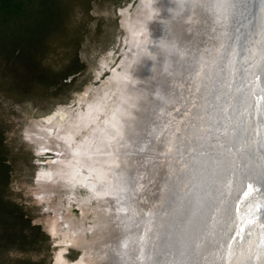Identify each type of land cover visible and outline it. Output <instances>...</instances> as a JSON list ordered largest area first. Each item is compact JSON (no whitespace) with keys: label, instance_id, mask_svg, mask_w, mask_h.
<instances>
[{"label":"bare ground","instance_id":"bare-ground-1","mask_svg":"<svg viewBox=\"0 0 264 264\" xmlns=\"http://www.w3.org/2000/svg\"><path fill=\"white\" fill-rule=\"evenodd\" d=\"M188 1L162 0L159 3L158 0H144L143 7L126 15V27L133 38L142 28H159L160 32L165 28L167 42H162L161 33L155 34L148 46L144 44L143 52L148 50L144 62L142 51H137V46L132 49L121 73L114 74L102 87L93 89L89 97L79 99V103H85L86 112L59 106L53 115L31 121L27 127L40 139L48 138L45 139L48 147L57 153H65L61 163L41 168L36 180V183L43 181L42 187L52 204L53 217L48 221L47 229L62 246L55 254L54 264H128L126 230L121 227L125 223L123 212L126 215V200L122 197L125 185L116 187L117 156L121 145L131 144L133 132L140 125L138 121H144V115L150 121L162 118L160 111L163 109L158 108L161 103L154 111L148 106L154 96L161 95V102L166 103L165 91L162 96L161 88L157 89L162 81L155 83L163 77L161 72L169 69L171 56L177 51L171 49L174 42L171 34L177 29V18ZM227 1V7L230 3L233 12L236 10L233 16L237 21L236 32L231 27L230 34L225 33L228 38L222 61L230 59L226 83H222V74L218 76L221 95L225 94L224 90L227 92L225 99L230 89V114L224 120L227 125L220 124V130L215 133V153L214 142L210 141V158L200 163L193 187L195 192L192 191L183 203V194L177 188L173 191L171 206L160 212L166 214L159 222L156 219L153 228V236L158 232L154 241L157 250L153 255L147 252L146 264H264V101L254 102L250 98L248 102L243 94L245 78H249L247 36L258 35L259 38L263 24L256 17L258 8L250 19L252 0ZM192 3L194 5L196 1ZM225 4L224 0L219 3V15L224 20ZM197 16L193 24L198 27ZM157 23L158 27L155 26ZM191 39L185 43L187 48L192 46ZM228 46L234 47L235 54L241 49L239 59L242 63L239 66L236 63L235 69L234 51ZM157 49L161 59L155 60ZM256 72L255 65L251 74L253 81L264 79V73L257 76ZM155 91L158 93L154 94ZM145 105L147 113L139 114ZM219 108L211 113L209 105V118L217 115ZM34 146L37 152L43 148ZM161 194L159 205L167 199L168 191ZM53 195L57 198L53 199ZM43 199L47 197H40ZM63 199L67 204L69 200L74 201L80 209L79 217L70 216L67 211L70 205L62 211ZM157 209L153 208L151 212L155 214ZM164 219L167 223L165 221L163 225ZM69 245L81 249L79 259L69 261L64 257L63 251ZM125 255L128 259L124 263Z\"/></svg>","mask_w":264,"mask_h":264},{"label":"rangeland","instance_id":"rangeland-1","mask_svg":"<svg viewBox=\"0 0 264 264\" xmlns=\"http://www.w3.org/2000/svg\"><path fill=\"white\" fill-rule=\"evenodd\" d=\"M63 1L69 5L64 17L65 25L52 36L53 52L48 57V64L57 73V84L48 89H36L32 95L18 100L5 94L0 86V136L7 153L6 163L10 166V181L2 197L15 209L20 208L31 226L38 227L30 232L36 236L34 243L22 248L12 246L0 250V264H54L55 254L62 248L47 229L48 221L53 217L52 204H49L50 197L46 196L42 187L43 181L36 183V180L41 168L61 163L65 153H57L48 147L45 141L48 138L40 139L36 132L29 131L30 122L53 115L59 106L71 107L74 112H86L85 103H79L77 96L83 94L86 88H90L92 93L114 74L121 73L129 59V52L136 46L137 51L145 48L144 44L148 46L152 39L146 28L130 39L120 26L121 11L128 9L126 14L132 13L140 0ZM194 1L196 5H193ZM221 1L190 0V4L181 10L182 18L176 21L177 29L174 30L179 34H171L180 43L178 59L164 84L166 103L162 101V105H157L163 109L160 111L162 118L158 122L150 121L144 115V121H138L139 130L133 132L135 136L131 144L119 148L116 187L125 185L122 197L126 200V215L123 212L125 223L122 222L121 227L126 230L124 241L130 256L129 259L128 255L124 256V263L128 259V264H146L147 252L151 255L156 253L158 245L154 241L158 232L153 236L156 219L159 222L166 214L160 212L171 206L173 191L177 188L183 194V203L188 200L200 171V163L206 161L210 153V141L215 130L211 125L214 124V117L209 118L208 107L213 105V98L217 96L213 88L214 75L217 70L223 69L225 33L229 26L228 12L225 20L219 15ZM225 3L228 6L227 0H224ZM257 8L256 17L263 27L258 32L259 38L258 35L247 36L249 78H245L246 90L243 94L248 102L250 98L254 102L264 101V79L253 81L251 77L255 65L257 76L264 73V0H252L250 19L255 16ZM229 11L231 15V9ZM196 16L198 27L193 24ZM232 16L229 18L234 21ZM190 38L192 46L187 48L185 43ZM74 59L78 60V66H74L72 72H65L68 63ZM227 100L226 115L230 114V89L223 102L224 107ZM222 108L221 105L218 114H222ZM145 109L146 105L139 110V114L147 113ZM220 118L225 120L223 114ZM34 144L37 148L43 146L42 150L37 152ZM87 169L92 171L90 166ZM165 190L168 191L167 199L159 205L160 194ZM40 197L47 199L40 200ZM55 198L57 195H53ZM61 205L62 211L70 205L67 209L70 216H80V209L74 201L69 200L67 204V200L63 199ZM153 208H158L155 214L151 212ZM24 233L28 241L30 236L26 228ZM123 249L122 246V252ZM80 254L81 249L71 245L63 251L69 261L79 259Z\"/></svg>","mask_w":264,"mask_h":264},{"label":"trees","instance_id":"trees-1","mask_svg":"<svg viewBox=\"0 0 264 264\" xmlns=\"http://www.w3.org/2000/svg\"><path fill=\"white\" fill-rule=\"evenodd\" d=\"M67 7L63 0H0V86L5 94L18 100L57 84V73L48 64L53 52L50 41L64 28ZM77 61L69 62L65 72H72ZM2 139L0 136V250L34 243L36 236L30 232L38 229L20 208L2 197L10 181Z\"/></svg>","mask_w":264,"mask_h":264},{"label":"water","instance_id":"water-1","mask_svg":"<svg viewBox=\"0 0 264 264\" xmlns=\"http://www.w3.org/2000/svg\"><path fill=\"white\" fill-rule=\"evenodd\" d=\"M158 2L159 3H161L162 2V0H158ZM230 2H231V0H230ZM190 4V0L188 1V3L186 4V6L185 7H187L188 5ZM145 5V2H144V0H140V2H139V4L135 7V9L133 10V11H135V10H137L138 8H141V7H143ZM226 6H227V3L225 4ZM184 7V8H185ZM226 9H225V12H224V14L226 15L227 14V12H228V16H227V19H228V21H227V23L229 24V17L230 16H232V14H233V9H231L230 8V3H229V7H225ZM229 9H231L232 10V14L230 15V11H229ZM132 11V12H133ZM128 12V9H126V10H123V11H121V13H120V17H121V19H120V26H121V28L122 29H124V31L126 32V33H128V36H129V38L131 39V37L133 38V36L130 34V30H129V27L127 28L126 27V25H125V21H124V19H125V17H126V13ZM179 16H181V14L179 15ZM178 16V18L179 19H177V21H180V19L182 18H180ZM232 17H234V16H232ZM235 18V17H234ZM235 20L233 21V19L232 18H230V25L228 26V32H229V34H230V27H232L233 28V32H236V25H237V21L235 22ZM234 23V24H233ZM156 27H158V23H157V25H155ZM168 27V26H167ZM145 29V28H144ZM147 30H148V33H149V35L152 37V39L153 38H155L154 36H155V34H157L158 32L159 33H161V35H162V42L164 43V42H167V30H165V28H164V30L162 29V32H160L159 31V28H158V30H155V29H148L147 28ZM178 30H179V28H178ZM174 31V30H173ZM139 32V31H138ZM179 32V31H178ZM178 32H172V34H173V36L174 35H178L179 33ZM227 35H228V33L226 34V37H225V41H227ZM171 37H172V35H171ZM235 37V36H234ZM173 39H174V42H172L173 44L171 45V49H173L174 48V50H177V51H175L174 53H175V55L174 56H171V59H170V62H171V65H170V67H169V69L168 70H163L162 72H161V75L163 76V77H161L160 76V78L159 79H161L160 81H158V82H156L155 84H157V83H159V82H161V84L157 87V89L158 90H160V88H161V90H160V93L162 94V96H163V92H164V84L168 81V76L167 75H169L170 74V71L173 69V67L176 65V61H177V59H178V55H179V51H180V43L178 42V39L177 38H175V37H172ZM152 39H151V41H152ZM160 39V40H161ZM168 39H169V37H168ZM237 40V39H236ZM243 46V45H242ZM143 47H141V48H139V51H142V53H141V60H142V62H144V61H146L147 60V53H148V50H147V52L145 53V52H143V49H142ZM228 48H230V46H228ZM230 49H232V51H234V62H233V66H234V69H235V64L237 63L238 64V66L240 65V63H242V61L239 59V58H241V56H242V53H241V49H237V52H236V54H235V50H234V47L232 46ZM230 49H229V57H230ZM231 51V56H232V58H233V52ZM132 52V51H131ZM131 52H129V55L131 54ZM134 52V51H133ZM161 56V52L157 49V54H156V57H155V60H158V59H161V58H159ZM238 56V57H237ZM229 61H230V59L228 60V61H226V62H223V66L225 67V65H226V69H227V67H228V65H229ZM148 62V61H147ZM158 62V61H157ZM221 63V62H220ZM218 66H219V64H218ZM222 67V66H221ZM224 67H223V69H224ZM222 68H220L219 70H217L216 71V73H215V75H214V82H215V84L213 83V88L215 87V91H217V96H216V98H215V96H214V98H213V105L211 106L212 107V109L211 110H215L216 111V108L218 107V106H221L222 105V114H223V118H224V116H225V118L227 117V115H226V107H227V104H228V100L226 101V106L224 107V105L223 104H218V102H224V99H225V97L226 96H224V95H226L227 94V92H226V90H224V92H225V94L223 93V96L221 95L222 94V91H221V93H220V90H221V88H219V87H222L220 84H218V81H219V78L220 77H218V76H220V74H222L221 76L223 77V79H224V82L222 81V83L224 84V83H226V79L228 78V72L226 71V69H225V71H223V73H221L222 72V70H223ZM238 71V69H237V67H236V72ZM145 75H147V74H145ZM224 75L226 76V77H224ZM232 80V79H231ZM235 83V82H234ZM147 85V84H146ZM227 85H228V83H227ZM219 88V89H218ZM143 89V88H142ZM90 88H86L85 89V92L83 93V94H80V95H78L77 96V98H76V100H79V99H84V98H86V97H89L88 96V94L90 93ZM144 90V89H143ZM145 91V90H144ZM156 93H158V92H156L155 91V93L154 94H156ZM165 93V92H164ZM222 97V98H221ZM163 98H164V96H163ZM219 98V99H218ZM161 95H160V97H156V96H154V97H152V99H151V103H149L150 105L148 106V107H150V109H151V111H154V109L155 108H157V105L159 104V103H161ZM230 104V103H229ZM218 105V106H217ZM222 114H218L217 116H216V114L214 115V117H216V119H215V121H214V124H211V125H213V128H214V130H215V133L217 132V129L218 128H220V123L222 124V125H227L226 124V122H224V120L222 119V118H220L221 117V115ZM148 115V114H147ZM220 116V117H219ZM140 127V126H139ZM139 127H137V129L136 130H134V132L135 131H137V130H139ZM226 129L228 130V127L226 126ZM215 133L213 134V140H212V142H214V146L212 147L213 148V150H214V152L213 153H215V149L214 148H216L215 147V145H216V141H215ZM218 143V142H217ZM210 158V157H209ZM208 157H207V159H209ZM213 164V163H212ZM209 167H211V165L209 164ZM212 168V167H211ZM208 174H210L211 175V173L210 172H208ZM192 191H194L195 192V188L192 190ZM187 201V200H186ZM168 231V230H167ZM167 234H168V232H167ZM50 235V234H49ZM160 246H161V244H160ZM161 248V247H160ZM159 248V249H160ZM79 252H80V250H79Z\"/></svg>","mask_w":264,"mask_h":264}]
</instances>
